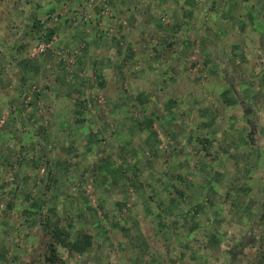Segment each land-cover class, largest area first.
Here are the masks:
<instances>
[{
	"label": "rangeland",
	"instance_id": "obj_1",
	"mask_svg": "<svg viewBox=\"0 0 264 264\" xmlns=\"http://www.w3.org/2000/svg\"><path fill=\"white\" fill-rule=\"evenodd\" d=\"M263 204L264 0H0V264L41 214L67 264H249Z\"/></svg>",
	"mask_w": 264,
	"mask_h": 264
},
{
	"label": "trees",
	"instance_id": "obj_2",
	"mask_svg": "<svg viewBox=\"0 0 264 264\" xmlns=\"http://www.w3.org/2000/svg\"><path fill=\"white\" fill-rule=\"evenodd\" d=\"M42 53L44 52H41V54ZM174 190L179 198L183 196L184 193L182 191L175 188ZM55 217H57V215ZM55 217L53 218L47 214H41L39 219L46 235L49 236L50 239L49 249L42 263L67 264L65 260L59 256V248L68 251L70 256L74 254L80 256L86 255L92 246V236L86 231H78L73 238H71L69 231L66 230ZM258 227L261 230L259 246L255 258H253L249 264H264V204L258 219Z\"/></svg>",
	"mask_w": 264,
	"mask_h": 264
},
{
	"label": "built area",
	"instance_id": "obj_3",
	"mask_svg": "<svg viewBox=\"0 0 264 264\" xmlns=\"http://www.w3.org/2000/svg\"><path fill=\"white\" fill-rule=\"evenodd\" d=\"M54 39H55V37H52L51 43H54ZM47 48H49V46L45 45L43 42L41 44H39V51L40 52L46 51Z\"/></svg>",
	"mask_w": 264,
	"mask_h": 264
}]
</instances>
